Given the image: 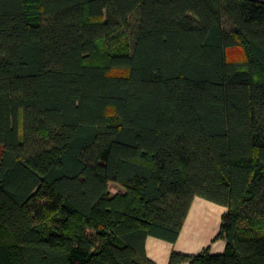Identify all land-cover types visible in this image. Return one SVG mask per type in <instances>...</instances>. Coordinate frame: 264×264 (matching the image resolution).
Returning a JSON list of instances; mask_svg holds the SVG:
<instances>
[{
    "label": "trees",
    "instance_id": "16d2710c",
    "mask_svg": "<svg viewBox=\"0 0 264 264\" xmlns=\"http://www.w3.org/2000/svg\"><path fill=\"white\" fill-rule=\"evenodd\" d=\"M196 198L170 264H264V2L0 0V264H155Z\"/></svg>",
    "mask_w": 264,
    "mask_h": 264
},
{
    "label": "crops",
    "instance_id": "0c3cea01",
    "mask_svg": "<svg viewBox=\"0 0 264 264\" xmlns=\"http://www.w3.org/2000/svg\"><path fill=\"white\" fill-rule=\"evenodd\" d=\"M264 2V0H257ZM227 208L196 198L193 202L188 218L184 224L181 235L176 243H170L155 237L146 241V253L155 264H170L174 252L198 255L205 249L213 254L225 252L227 242L218 239L223 215Z\"/></svg>",
    "mask_w": 264,
    "mask_h": 264
},
{
    "label": "rangeland",
    "instance_id": "374dc122",
    "mask_svg": "<svg viewBox=\"0 0 264 264\" xmlns=\"http://www.w3.org/2000/svg\"><path fill=\"white\" fill-rule=\"evenodd\" d=\"M111 191L115 194L117 192H124L125 190L119 185H112Z\"/></svg>",
    "mask_w": 264,
    "mask_h": 264
}]
</instances>
